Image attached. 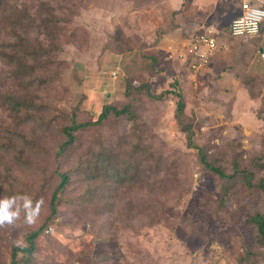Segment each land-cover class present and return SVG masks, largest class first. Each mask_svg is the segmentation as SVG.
I'll return each mask as SVG.
<instances>
[{
	"label": "rangeland",
	"instance_id": "1",
	"mask_svg": "<svg viewBox=\"0 0 264 264\" xmlns=\"http://www.w3.org/2000/svg\"><path fill=\"white\" fill-rule=\"evenodd\" d=\"M240 2L4 0L0 212L16 215L0 224V264L43 224L29 264H264L245 219H264V23L258 36L228 37ZM40 18L47 30L25 26ZM208 25L220 30L218 48L194 72L175 53ZM24 30L29 44H49L47 68L32 76L6 57ZM106 106L128 107L134 119L110 114L95 124ZM72 122L89 125L63 148ZM198 149L226 175L238 173L225 182ZM106 155L128 167L122 181L114 170L93 172ZM26 199L38 207L31 221Z\"/></svg>",
	"mask_w": 264,
	"mask_h": 264
},
{
	"label": "trees",
	"instance_id": "2",
	"mask_svg": "<svg viewBox=\"0 0 264 264\" xmlns=\"http://www.w3.org/2000/svg\"><path fill=\"white\" fill-rule=\"evenodd\" d=\"M4 3V0H0V8L2 7ZM260 6V5H259ZM264 8V7H262ZM42 19V18H40ZM34 23H36V28H43V26L45 27V29L47 30L48 28V23L46 21V19H42V20H33V19H29V21L27 20V24L25 25L27 28L32 25H34ZM262 27V26H261ZM42 30V29H41ZM262 29H260L261 32ZM29 34V33H28ZM27 34V36H28ZM25 30H24V36H21L20 33H18V35H16L15 38H17L11 45L9 48V53L10 54H6V57L10 60V62L13 64V69L15 71H19L21 69H25V74L27 76H32L34 75L36 72L40 71V69H46L47 65L49 64V51L46 49V47L49 44H44L42 42H40L39 40L36 41V46L32 45V43L29 44L28 39L25 38ZM34 43V42H33ZM26 101H24V103L22 104H17V107H20L21 105L25 104ZM110 114H113L114 116H124L126 115L127 119L129 120H133L134 117L132 115V113L129 111L128 107H124L122 109H117L115 107L112 106H106L104 108V111L100 114L98 120L96 121L95 124H100L102 121L106 120L108 118V116ZM182 114V104L178 103L177 104V109H176V118L177 120H179L180 115ZM85 125H89V123H85V124H74V122H72V124L68 127H65L63 129L65 136H66V142L63 145V148L68 145L71 144L74 141V133L76 131H78L79 129H81L83 126ZM183 130L186 133V138H187V146L191 147V148H195L193 145V132L191 131L190 128L184 127ZM199 150V162L206 167L207 169H209L211 172L215 173L219 178H221L222 180H224L225 182L229 181V179L232 178V176L236 173H238L236 171V169L233 170L234 173L230 174V175H226L220 168L218 167H214L211 164H209L206 159H205V155L203 153L202 150ZM136 151V150H135ZM134 150H132L129 154L130 158H127V162H130L131 164V160L134 156L135 153ZM114 160L109 158L108 155H106L104 163H102V167L101 165L99 167L96 168V170H94L93 172H95L97 175L99 170H103V172H106L108 174V171L110 170H114V174L117 176L118 181H122L123 178V173L126 171V169L128 168L127 166H125L126 169L123 168L121 169L118 164L116 162H113ZM102 172V171H101ZM95 176H93L94 178ZM103 180H107V179H103ZM67 183V177L62 175L60 178V181L57 183V185L55 186V189L52 192V196L51 199L49 201V215L50 217H54L56 215V207L59 204V196L61 194V192L63 191L65 185ZM257 186L262 189L264 191V180L259 182L257 184ZM104 191V189H101L102 193ZM226 188H223V193H222V197H226ZM91 194H93V197H97L98 196V190H93L90 191ZM246 222H249L250 224L254 225L256 227V230L258 231V237H259V243L261 244V246L264 249V219L261 215L259 214H255L253 216L250 217H246ZM45 226V224H43L38 230L36 231H30L27 232L25 234L24 240H25V244L24 245H15L12 246L11 250H10V258H9V264H29L30 262H32L31 260V255L33 254V252L35 251V241L39 235V233L41 232V230L43 229V227ZM20 254H23L19 257Z\"/></svg>",
	"mask_w": 264,
	"mask_h": 264
},
{
	"label": "built area",
	"instance_id": "3",
	"mask_svg": "<svg viewBox=\"0 0 264 264\" xmlns=\"http://www.w3.org/2000/svg\"><path fill=\"white\" fill-rule=\"evenodd\" d=\"M264 23V8L254 0H241L240 14L230 20L227 34L230 38H249L258 36ZM219 32L214 26L203 27L195 33L187 46L180 48V59L188 61L189 69L194 72L206 66L218 48Z\"/></svg>",
	"mask_w": 264,
	"mask_h": 264
},
{
	"label": "clouds",
	"instance_id": "4",
	"mask_svg": "<svg viewBox=\"0 0 264 264\" xmlns=\"http://www.w3.org/2000/svg\"><path fill=\"white\" fill-rule=\"evenodd\" d=\"M5 209L7 208V204H5ZM24 207L26 209H29V220L31 221V219L37 214L38 212V207L35 210H32L31 208V201L30 200H25V204ZM16 215V213H12L9 214L6 210L0 212V224H2L5 221H8L9 223L11 222L12 218Z\"/></svg>",
	"mask_w": 264,
	"mask_h": 264
},
{
	"label": "crops",
	"instance_id": "5",
	"mask_svg": "<svg viewBox=\"0 0 264 264\" xmlns=\"http://www.w3.org/2000/svg\"><path fill=\"white\" fill-rule=\"evenodd\" d=\"M240 1H241V0H240ZM239 14H240V7L238 8V12L235 14L234 17L239 16ZM234 17H233V18H234ZM218 32H220V30H219ZM217 35H218V40H219V33H218ZM226 35L228 36V34H227V28H226ZM228 37H229V36H228Z\"/></svg>",
	"mask_w": 264,
	"mask_h": 264
}]
</instances>
